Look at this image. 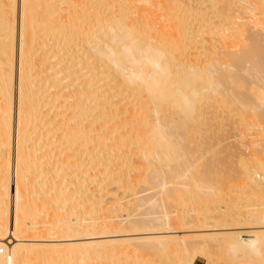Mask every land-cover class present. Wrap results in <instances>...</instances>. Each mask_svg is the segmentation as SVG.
Masks as SVG:
<instances>
[{
  "label": "bare ground",
  "instance_id": "obj_1",
  "mask_svg": "<svg viewBox=\"0 0 264 264\" xmlns=\"http://www.w3.org/2000/svg\"><path fill=\"white\" fill-rule=\"evenodd\" d=\"M244 73L247 74L248 79L255 80L249 79L246 82ZM218 98H225L226 103ZM218 100H220V108ZM228 100L232 101H229L231 104L229 106L232 107L228 106V108H232L235 117H237L236 113H241L239 117L244 113L243 107L250 110L246 111L249 114L254 109L261 108L252 112L250 117L243 114L242 117L249 118L248 120L243 118L245 124L242 117L240 118L243 122L237 117L242 123L241 126L245 125L243 129L247 130L246 126L251 124L250 122L255 121L254 124H257L261 121L260 125L264 123V0H0V250L3 253L6 249L4 254H0V264L60 262V264H115V262L120 264V261H123V264H137L136 257V263L133 262L134 259L127 257L131 253H128L130 247L125 246V249L127 248L125 251H121L118 247L127 241L129 243L132 241L131 244L136 245L137 255L141 251V255L148 254L149 260L143 264H181L184 259L181 253L187 251L193 243L200 242V247H208L212 245L213 238L218 239V237L219 240L214 239V241L220 243L214 242L213 249L215 250L217 246L215 251L218 250V253L224 250L226 254L233 256L231 260L251 263L254 262L253 260L256 262L260 257L264 258V204L254 207L255 200L262 198L263 201L264 196L257 199L261 192L258 196L254 195L248 187L251 192L248 198H246L247 194L244 196L245 200L253 195L254 199L257 197L253 199V209L246 206L244 209L246 212L241 211L248 213L244 216L242 213L243 217L238 214L240 213L237 211L238 205L234 206L235 199L233 206L227 203L226 206L220 207V204L217 205L215 202L219 201L216 196H221L219 192L222 190L217 191L219 194L215 196L211 192L213 189L210 188L212 189L210 191L209 186L206 187L207 179H213L215 177L212 175L217 174L215 171L220 165L217 164L219 158H216V161L211 156L212 159L208 163V160H202L205 156L203 157V153L199 152L202 156H199V159L202 162L197 163L200 160L197 158L199 154H196L199 149H196L197 146L199 147V140H194L196 132L201 137V132L205 133V130H201L203 125H206L205 122H216L215 118L218 119L216 123L224 122L225 119L220 121L224 117L222 115L225 114L227 117L229 111L232 113L231 109L226 107L229 104ZM232 103L243 107L238 109L234 105L236 107L233 108ZM213 104H217L218 108ZM223 104H227L226 108ZM247 104L257 107L251 109L252 105L248 107ZM210 107L214 110H209ZM221 107H223L222 111L226 109L227 113L225 110L222 112ZM215 109L219 110L221 118L216 114L218 110ZM251 117L254 121L250 120ZM207 127L211 128L208 124ZM262 127L263 125L261 131L264 132ZM179 131H182L180 136ZM191 132H194V136H191ZM263 132L260 133L263 135ZM185 135H188V139ZM181 137L183 139L186 137L188 143ZM180 139L182 143H187L186 147L180 143ZM190 139L194 142L192 140L189 142ZM189 143H191L190 147H188ZM192 143L196 147H192L194 146ZM179 144L185 147L184 149L182 146L179 147V151L182 150L183 153L177 150ZM213 144L215 145L214 142L211 145ZM208 145L207 148L212 149L209 150L210 152L205 151L210 154L214 148L210 143ZM254 147L252 148L254 152L249 153L251 160L247 157L246 160L251 163L254 159L252 161L254 167L259 163V166L256 165L259 168L253 173L246 172L249 168L247 170L243 168L246 162L243 163V159H240L243 166L238 169L241 171L242 179H249L250 181H247L257 191L260 182L249 173L254 175L260 172L259 170L264 171V164L261 166L262 162L258 160L260 157L264 158L260 155L264 149L259 148L260 152ZM64 150L73 153L69 155L67 152L63 153ZM255 150L259 152L255 153ZM184 153L185 155H181ZM252 154L259 158H254ZM188 155L191 158H184ZM45 156L49 157V162L51 157H57L56 162H59L57 163L59 165L56 169L42 168L44 163L48 162L47 158L44 160ZM195 157L197 162H194ZM41 159L45 162L43 163ZM169 160L175 161V165H173L174 161L172 162V170ZM203 161L204 166H209L214 174L207 172L208 167L202 166ZM197 164L204 172L200 171ZM224 164L226 165V162ZM214 165H217L216 169L213 168ZM176 166H181L180 170ZM184 166L186 167L182 171ZM167 168L171 171L165 170ZM69 169H72L74 175L68 172ZM189 169L201 173L192 178L193 171H186ZM132 170L134 174H130ZM184 170L186 175H179L178 172V178L186 176L193 181L185 178L187 181L181 179L179 182L183 184L185 181L184 184L190 185L188 183L192 181L193 184L186 188H190L191 195L194 188L204 194L201 196V193L193 191V195L196 194L194 197L200 199L202 197V201L204 196L206 202L208 196L213 194L216 200L213 199L215 204L211 207L218 208L216 211L219 212L215 215L214 210L212 216L210 214L212 218L206 215L207 217L203 216L205 218L199 219L201 216L196 217V215L205 209L198 208L195 209L199 210L193 215L195 217L186 218L187 222L184 221L188 224L190 222V227L191 223L196 222V225H202L200 228L204 225L207 228L211 227L206 228L207 231H215V229L226 231L219 235L195 231L190 239L183 236L173 238L172 242L174 239L180 242L172 246V243H169L172 236L162 235L176 232L173 226L178 225L173 224L171 211L168 212L165 207L166 197L169 198L167 194L173 189L167 182L177 181L176 172L184 173ZM52 171L53 175L50 173ZM189 172H191L190 177L187 175ZM48 173L50 177L47 176ZM30 174L31 176L34 174V177ZM167 175H172V180L170 178L168 181ZM225 176L226 174L223 175L224 178ZM69 177L73 180H68ZM223 177L216 176V181L221 179L216 186L224 181H222ZM237 178L242 182L240 176ZM86 180L87 184L81 188V183ZM176 181L174 184L177 187L174 186L169 195L174 196L177 191L181 192V189H183L181 194L185 193L186 185L182 188V185ZM213 181L209 183L214 184ZM115 182L122 184L123 189L130 190L128 193L130 197L132 195V200L128 197L130 203L129 200L120 203L118 196L114 197L115 189L112 191L105 189L107 184ZM139 182L151 183L155 192L141 197L136 196L138 194L135 192V185ZM172 182L170 185L173 184ZM192 186H194L193 190ZM214 188L218 190L217 187ZM206 192L209 195L206 196ZM108 193H112L109 200L105 198ZM184 193L179 194L178 197L186 195L188 191ZM190 194H187L188 199L191 197L193 199V195L190 197ZM240 196L238 198L241 199ZM229 197L234 196L229 195ZM208 200L209 203H213L212 198ZM245 202L252 203L250 200ZM201 203L199 205L202 208L205 204ZM52 204L56 205L54 206L56 211L50 212L51 219L45 222L51 227L43 228L42 231L52 230L48 234L49 238L50 236L53 238L54 227H57L56 231L54 230V237L57 231L58 233L61 231L60 234L57 233L59 236L66 235V238L74 234L82 235L77 242L58 244L51 243L53 241L47 243L49 241L47 240L45 243L43 241L38 243V240L41 241L40 237L37 241L34 237L27 238L31 234H35L37 238L39 232L37 230L41 227L35 229L34 226L37 224L34 221L38 220V216L42 217V209L47 213L50 208L48 206ZM216 205L219 207L216 208ZM60 206L62 207L59 208ZM58 208L61 210L59 211ZM75 208L79 209L77 214L76 210H72ZM177 210L172 211L176 213ZM69 212L76 215L70 216ZM206 212L205 214L210 213ZM178 214L176 213L175 216ZM134 215L139 217L134 218ZM132 216L134 217L131 219ZM118 217L120 220H117ZM208 217L210 221H207ZM28 218L33 221L29 223ZM179 218L174 221H178ZM247 223L248 225L254 223L257 226L253 227L254 229L240 228L241 230L235 231L234 224ZM72 225L73 227L78 225L80 231L75 230L76 228L72 229ZM130 231H137L139 235L98 239V235L118 236ZM216 232L214 233L217 234ZM122 235L124 237L126 234ZM179 251L183 258L181 257L178 263ZM184 261L187 264H194L190 257L186 259L185 256ZM236 261L235 264L238 263ZM257 261L260 263V260ZM138 264L142 263L138 262Z\"/></svg>",
  "mask_w": 264,
  "mask_h": 264
},
{
  "label": "rangeland",
  "instance_id": "obj_2",
  "mask_svg": "<svg viewBox=\"0 0 264 264\" xmlns=\"http://www.w3.org/2000/svg\"><path fill=\"white\" fill-rule=\"evenodd\" d=\"M45 24H48V23H45ZM249 74H250V73H249ZM249 76H250V75H249ZM243 77H246V79L244 78V80H246V82H248L249 79H250V80H255L254 78H249V79H248L246 73H244V76H243ZM229 97H230V96H229ZM218 99H221V100H222L223 98H218ZM229 99H230V98H229ZM223 100H224L225 102H223ZM223 100H222V102H223V103H226L225 98H224ZM216 101H217V99H216ZM216 101L214 100L215 103H216ZM218 101H219V105H218V107H219V106H221V105H220V100H218ZM229 101L232 102L231 100H228V101H227V103H229L228 105L225 104V105H227V106H226L227 108H228L229 105H231ZM236 102H237V100L234 101V103H236ZM238 102H239V101H238ZM234 103H232L233 106L236 105V104H234ZM217 104H218V102H217ZM217 104H216V105L213 104V105L215 106V108H218V107H217ZM240 104H241V103H240ZM254 104H255V103H254ZM223 105H224V104H223ZM223 105H222V106H223ZM225 105H224L223 107H225ZM237 105H238V104H237ZM237 105H236V106H237ZM251 105H252V106H251ZM214 106H213V107H214ZM236 106H234L233 108H235ZM245 106H246V104H245ZM247 106H248V107L251 106V107H250L251 109L257 107V106L255 107V105H253V104H250V105L247 104ZM253 106H254V107H253ZM223 107H221V109H220L221 111H222V108H223ZM226 107H225V108H226ZM229 107H232V106H229ZM239 107L242 108L243 106H241V105L237 106L238 109H240ZM219 108H220V107H219ZM237 108L235 109L236 111H237ZM228 109H231V112H232V108H228ZM242 109H245V110L243 111V112H244L243 114H245V115L247 114L246 116H249L252 112H255V110H256V111L258 110V108H257V109H254V111H251V113L249 114L248 112H249L250 110L248 111L246 107H243ZM248 109H249V108H248ZM260 109H261V108H259V110H260ZM209 110H211V107L209 108ZM213 110H214V109H212L211 111H213ZM215 110H218V109H215ZM224 110H225V113H227L226 109H224ZM224 110H223V111H224ZM259 110H258V111H259ZM223 111H222V112H223ZM228 111H229V110H228ZM239 111H241V110H239ZM246 111H248V112L246 113ZM214 112H215V111H214ZM237 112H238V111H237ZM14 113H15V112H14ZM219 113H220V112H219V110H218V111L216 112V114H218L219 117H220V114H219ZM234 113H235V111H234ZM228 114H229V115H231V114L233 115V112L230 113V111H229V113H227V115H228ZM240 114H241V113L239 112L238 114L236 113L235 115H237V117H239ZM243 114H242V115H243ZM221 115H222V113H221ZM229 115H228V116H229ZM232 115L229 116V117L227 116L228 119H226L227 117H226L225 114L222 115V116H224V117H223V119H220V121H222V120H224V119H225V120H224V122L222 121L221 123H216L217 120H218L217 118H215V119H216V122H215V121H210L211 123L213 122L212 125H211L210 122H205L206 125H203V126H204V127L206 126V127H205V128H204V127L201 128V130L203 129L202 131L205 130V131H204L205 133L201 132V134H202L201 137H202V138L200 137V134H199V133H198L199 136L197 135V132H196V137H198V138H196V137H195V139L193 138V139L196 140V141L199 140V141H198V142H199V143H198L199 147H198V146H197V147L195 146L196 141H195V144L192 143V144L194 145V146H192V147H196V149L199 148V149H197L198 152H197L195 149L190 148V149H192V151H193V150L196 151V152H197L196 154H199V152H200V154H202V153L204 154V153H205V155L202 154L203 157L205 156L204 158H202V160H203V159H204V161H207V160H208V161H207L208 163H209V161H211L212 158H214L215 160H216V158H217V159L219 158L217 164H218V163L220 164V165H218V168H219L220 170H218V168H217V171H215V173L217 172L216 175L212 172V170L210 171L211 168H209V166H204V165H205V164H204V161H203V163H202V164H203L202 166H204V167H208V168H209V169H208V168H207V169L205 168L206 170H209V171H207V172H211V174H214V175H215V176L212 175V176L215 177V178L212 177L213 179H207V183H206V185H207V184H208V185H207V186L205 185V186H206V187L209 186L208 189L212 188L213 190L210 189V191L212 190L211 192L214 193L215 196H216V194L221 193V194H220L221 196H218V195L216 196V197L219 198V201H216V202L213 201L214 198H215L214 200H216V197L212 196L213 194H212V195H211V194H210V195L207 194V192H206L205 195H206V196L209 195L208 197L210 198V200H211V198H212L213 203H209V200H208L209 198H208V197H206V198H208V199H207V201L205 202V201H204V200H205V198H204L205 196L203 197V201H202V200H201V199H202L201 196H203L204 194L202 195V193L200 192V193H201V196H200V195H199L200 193H199L198 191H196L195 188H194V190H195L196 192L199 193V194L197 193V195H199V196L201 197V199H200V198H196V197H194V196H196V194L193 195V191H194V190H193V187H194L195 185L191 187V189L193 190V191H191V193H192L193 197L195 198V199H194V198L192 199V197H191L192 195H191L190 192H189V189H190V188L187 189L186 187H190V186L193 184V183H192V181H193L192 178H194L195 175L197 176L198 174L201 173L200 171H202V170H201L202 167H201V169H200L199 166H198V164H197L196 166H198V168L200 169V171H199L200 173H197V172H195V171H193V170H190L191 168H190L189 170H186V171H191V172L193 171V173L195 172L194 175H193V173H192V178H190L192 181H191L190 183L187 182V183L190 184V185H186V184H184L185 181H187L189 178L187 179L186 176H185L184 178H181V176H180V179H179L178 176H177V175H178V174H177L178 172H179V175H181V174H182V176L186 175L185 170H184V173H185V174H184V173H180V171H177V172H176V177H175V178H177L178 183L181 184V182H179V180L181 181V179H184V180H185V178L187 179V180H185L184 183L181 184V185H182V188H183L184 185H186V186H184L185 193L188 191V193L190 194L189 196L191 197L190 199H188V197H187V194H188V193H187L186 195H184L185 197H184V196H180V197H178L179 194L182 195V194L184 193V192H183V193L181 194V192H182L183 189L180 188V185H179L178 187L181 189V192H180V191L178 192L177 189L174 190L175 192H176V191L178 192V195H176L177 192H176V193L174 192V193H175L174 196H173V194H172V195H169V194H171L172 190L174 189V186H175L174 181H176V180H173V182L171 181L174 185H173V184L170 185L171 182H167V184H169L168 186H169V187L171 186V188H173V189H171V192L169 191L170 193L167 194V196H168L169 198L166 197V200H167V201L165 200V201H166V206H165V207H166V209H167L168 212L171 211V214H172V215L170 214V215H171L170 217L176 219V218H179V215H181L178 221H174V219H173V220L171 219V220L173 221V224H178V225H174V226H173V228H175V229H173V230H176V232H172V233L169 232V233H164V234H162V235H164V236H170V237L172 236V239L170 238L171 241H170V239H169V241H170L169 243H170V244L172 243V244H171L172 246H174L176 242H177V243L180 242L178 239H176L177 241L174 239L175 242H174V241L172 242L173 238H177V236H183V237H186V238L190 239V237H191L193 234H195L196 232L201 233L202 231H203V232L206 231L207 234L211 232V233H213L214 235H219V233H222V232H225V231H226V230H223V229H215V228H214L215 231L212 230V231H213V232H212L211 230H208V231H209V232H208V231L206 230L207 226H205V225L203 224L204 226H203L202 228H200L202 225L200 224L201 226H198L199 224L196 225V222H194L193 224L191 223V227H190V222H189V224L186 223V222H187L186 218L188 219V218L190 217L189 219H191V217H195V216H193V215H196V214L198 213L197 211H199V210H201V209H205V210H204L205 212L201 210L202 212L199 211L200 214L198 213V214L196 215V217H199V215L201 216L199 219L205 218V217H207V216L211 217L212 214L214 213V210L216 211V210L218 209V208H217V207H219V206H217L218 204H220V207H221V205H222V206L225 205V204L227 205V203H228V204L231 203V205H232V204H233V201H234V199H235V201H234V202H235V203H234V206H235L236 204L238 205V206L236 205L237 208H238L237 211L240 212V213H238V214L241 215L243 212H246V211L244 210V209H246V206L250 207V209H253L252 206L254 205V201H253V199H254V198H253L254 195H257V196H258V194L261 192L262 194L260 193V196H259V197L256 196L257 199L260 198V197H263V196H264V192H263V191H264V183H262L263 180H264V175H263L264 173H263V174L261 173V172L263 171V169H262V171L259 170L260 172L254 174V175H253V174L251 175V173L255 172V169H256V168H259V167H256V165H258L259 163H257V161H256L255 163H257V164H255V167H254V164L252 163V161H254V159L251 161V163H248V162H247V161L251 160V159H249V156L251 157V154H249V153H251V151L254 152L253 149H252L254 146L257 147V148L254 147V149H257V150H259V151H260L261 148L264 149V148H263V146H264V136H263V135H264V134H263V135L261 134V133L263 132V130L261 131V126L263 125V127H264V123L260 125L259 123H260L261 121H259V123L254 124V123H256V122H255V121L252 119V117H251L250 120H252V121H254V122H253V123L250 122L251 124H248V125L246 126V127H247V130H246L245 128H244V129H245V130H244L243 127H245L244 124H245L246 122L244 121L243 118H245V116H243V117H242V115L240 116V117H242V120H243L244 122H243V121L241 120V118L239 117V119L244 123V124L241 126L242 123L238 121L239 119H238L237 117H235L234 115H233V116H232ZM222 116H221V117H222ZM221 117H220V118H221ZM230 117H232V118H230ZM249 117H250V116H249ZM236 118H237V120H236ZM246 118H247V120L249 119L248 117H246ZM246 118H245V120H246ZM253 118H254V117H253ZM258 120H259V119H257V121H258ZM220 121H219V122H220ZM226 121H228V123H227ZM231 121L234 122V123H232ZM238 122H239V123H238ZM248 122H249V121H247V123H248ZM263 122H264V121H263ZM224 123H225L226 125H225ZM236 123H238V124H237L238 126L236 125ZM207 124H208V126L210 125L211 128L207 127ZM214 124H215V125H214ZM216 124H218V125H217L218 127L216 126ZM229 124H230V125H229ZM252 124H253V125H252ZM213 125H214V126H213ZM219 125H220V126H219ZM222 125H224V126H222ZM254 125H255V126H254ZM257 125H260V127L257 126ZM250 126H251V129H250ZM179 127H181V126H179ZM179 127H178V128H179ZM215 127H216V128H215ZM221 127H222V128H221ZM224 127H225V129H224ZM253 127H254V128H253ZM263 127H262V128H263ZM235 128H236V129H235ZM256 128H258L259 131L256 130ZM209 129H211V130H209ZM215 129H216V130H215ZM220 129H221V131H220ZM232 129H233V130H232ZM178 130H179V129H178ZM180 130H182V128H180ZM201 130H200V131H201ZM207 130H208V132H209L208 134H207ZM226 130H227V131H226ZM228 130H229V131H228ZM237 130H239L240 133H239ZM200 131H199V132H200ZM213 131H215V132H213ZM218 131H219V132H218ZM233 131H234V132H233ZM179 132H180V131H179ZM225 132H226V136H225ZM251 132H255V133L258 132V133L255 135V133L253 134V133H251ZM260 132H261V133H260ZM187 133H188V132H187ZM187 133H184V134H187ZM191 133H192V132H191ZM216 133H218V134H216ZM219 133H220V134H219ZM259 133H260V134H259ZM263 133H264V132H263ZM176 134H178V133H176ZM180 134H182V131H181L178 135L180 136ZM188 134H189V133H188ZM193 134H194V132L191 134V136H192ZM205 134H206L207 136L209 135V136H208L209 139L207 138V136L205 137ZM214 134H216V135H214ZM238 134H240V135H239L240 138L238 137ZM252 134L255 135V136L252 137V136H253ZM178 135H177V138H178ZM213 135H214V136H213ZM219 135H220V136H219ZM233 135H234L235 137H234ZM261 135H262V136H261ZM182 136H183V135H182ZM185 136H186V135H185ZM187 136H188V135H187ZM187 136H186V137H187ZM189 136H190V135H189ZM191 136H190V138H191ZM193 136H194V135H193ZM256 136H257V137H256ZM186 137L184 138L185 140H186ZM226 137H227V138H226ZM258 137H259V138H258ZM174 138L177 140L176 137H174ZM181 138L183 139V137H181ZM243 138H244V139H243ZM250 138H251V139H250ZM184 139H183V141H184ZM187 139H188V137H187ZM193 139H190L189 142H191V140L194 142ZM200 139H202V140H200ZM211 139H213L214 141L211 140ZM223 139H226V140H223ZM242 139H243V140H242ZM203 140H206V141H203ZM210 140H211V142H210ZM216 140H217V141H216ZM219 140H220V142H219ZM221 140H222V141H221ZM260 140H261V141H260ZM262 140H263V141H262ZM177 141H178V140H177ZM183 141H181V139H180V143H181L183 146H185V145L188 143V141H187V140L185 141V142H187L186 144H185V143H182ZM200 141H201V142H200ZM207 141H208V142H207ZM254 141H255V142H254ZM212 142H214L215 145H214V144L211 145ZM237 142H238V143H237ZM261 142H262V143H261ZM206 143H207V145H206ZM209 143H210V145L214 148V149H213L214 152H213V150H211L212 153H210V154H209V152H210L209 150L212 149V148H207V147H209V145H208ZM228 143H229V144H228ZM234 143H235V144H234ZM250 143H251V144L254 143V144L251 145ZM190 144H191V143L188 144V147H190ZM200 144H201V145H200ZM258 144H259V146H258ZM179 145H180V144H179ZM182 145L177 146V148H178L177 150H178V151H179V147L181 148ZM221 145H222V146H221ZM227 145H228V146H227ZM250 145L252 146V148H250ZM183 146H182V147H183ZM200 146H201V147H200ZM204 146H205V147H204ZM211 146H210V147H211ZM214 146L218 147L219 149L216 148V147H214ZM237 146H238V147H237ZM260 146H261V147H260ZM185 147H186V146H185ZM185 147H183V149H184ZM220 147H221V148H220ZM242 147H243V148H242ZM206 148H207V149H206ZM225 148H226V149H225ZM229 148H230L231 150H230ZM259 148H260V149H259ZM187 149H188V148H187ZM222 149H223V150H222ZM234 149H235V150H234ZM238 149H239V150H238ZM244 149H245V150H244ZM262 149H261V150H262ZM205 150H208L209 152H208V151H205ZM224 150H225L226 152H224ZM246 150H247V151H246ZM55 151L57 152V150H55ZM55 151H54V152H55ZM64 151H65V152H63V153H66V152H67V154H69V155H71V154L73 153V151H72V153H71V151H67V150H64ZM192 151H191V152H192ZM219 151H221L220 154H219ZM238 151H239V152H238ZM245 151H246V152H245ZM249 151H250V152H249ZM259 151H256V150H255V153H256V152H259ZM262 151H263L262 153H264V150H262ZM179 152H180V153H181V152L183 153L184 151L180 150ZM201 152H202V153H201ZM230 152H231V153H230ZM234 152H235V153H234ZM260 152H261V151H260ZM193 153H195V152H193ZM221 153H222V154H221ZM227 153H228V154H227ZM262 153H260V155L264 157V155H263ZM58 154H59V153H58ZM58 154H56V156H57ZM67 154H66V155H67ZM187 154H188V153H187ZM200 154H199L198 157H197L198 160H200V161L197 162V159H196V157H195L196 161H195V159H194V162H197V163H201V162H202L201 159H199V156L202 157ZM215 154H216V155H215ZM218 154H219V155H218ZM244 154H245V155H244ZM246 154H248V156H247ZM257 154H258V153H257ZM181 155H185V153H184V154H181ZM189 155H191L190 151H189ZM189 155H188V157H184V158H189V157H190ZM192 155H193V154H192ZM221 155H222V156H221ZM224 155H225V156H224ZM228 155H229L230 157H229ZM260 155H259V156H260ZM196 156H197V155H196ZM211 156H212V158H211ZM252 156H253V154H252ZM181 157H183V156H181ZM231 157H233V158H231ZM240 157H241V158H240ZM246 157H247L249 160H246ZM253 157L255 158V157H257V156H255V154H254ZM46 158H47V160H46ZM48 158H49V157L45 156V157H44V160L48 161ZM72 158H73V157H71V159H72ZM190 158H191V157H190ZM192 158H194V157H192ZM207 158H208V159H207ZM251 158H252V157H251ZM257 158H259V157H257ZM56 159H57V157H51V158H50V162L48 161L47 163H46L44 160L41 159V160L43 161V163L45 162V163H44L45 165L43 164L44 166L42 165V166H43L42 168L46 169V168H52V167H53L52 169H56L57 166L59 165V164H57V163H59V162H56ZM223 159H224V160H223ZM229 159H231V160H229ZM240 159H241V160L243 159V163L246 162V163H244V166H245V167H243V168H246V170L249 168V170H247L246 172H251V173H249V175H250V176H254L255 179L257 180V182H260V184H259L260 187H259V188H260L262 191H259V190H260L259 188H257V191H256V188L253 187L252 185H250L249 182L247 181V180H249V179L246 178L247 180H244V179H245L244 177H243L244 179H242V176L240 175V173H241L240 169L242 168L241 166H243V165H242V163H240V161H241ZM52 160H53L54 162H53ZM72 160H73V159H72ZM189 160H190V159H189ZM191 160H192V159H191ZM191 160H190V161H191ZM239 160H240V161H239ZM258 160H261L262 163H261V162H260V163H261V166H263V164H264V163H263V162H264V158L260 157V159H258ZM262 160H263V161H262ZM169 161H170V163H171V165H172V162H173L174 160H172V161L169 160ZM169 161H167V163H168ZM192 161H193V160H192ZM212 161H213V160H212ZM216 161H217V160H216ZM228 161H229V163H228ZM222 162H223V163H222ZM225 162H226V165L224 164ZM231 162H232L233 164H231ZM241 162H242V161H241ZM55 163H56V165H55ZM174 163H175V161L173 162V165H175ZM208 163H207V164H208ZM247 163H248V164H247ZM47 164H48V165H47ZM168 164H169V163H168ZM207 164H206V165H207ZM215 164H216V162H215ZM222 164H223V165H222ZM229 164H230V165H229ZM237 164H238V166H237ZM239 164H241V165H239ZM51 165H52V166H51ZM169 165H170V164H169ZM171 165H170V167H171V170H172V169H173V165H172V166H171ZM194 165H195V164H194ZM200 165H201V164H200ZM259 165H260V164H259ZM259 165H258V166H259ZM182 166H183V165H182ZM216 166H217V165H216ZM216 166L214 165L213 168H215ZM221 166H222L223 169L221 168ZM225 166H226V167H225ZM167 167H168V165H167ZM170 167H168V168L170 169ZM174 167H175V166H174ZM176 167H177V166H176ZM179 167H181V166H178V167H177L178 170H180ZM185 167H186V166H184V168H182L181 170L183 171V169H185ZM211 167H212V166H211ZM231 167H232V168H231ZM235 167H236V168H235ZM238 167H239V168L241 167V168L238 169ZM251 167H252V168H251ZM263 167H264V166H263ZM96 168H97V167H96ZM96 168H94V170H95ZM168 168L165 169V170H167L168 172L171 171V170H169ZM196 168H197V167H196ZM213 168H212V169H213ZM230 168H231V169H230ZM174 169H175V168H174ZM177 169H176V170H177ZM187 169H188V168H187ZM194 169H195V168H194ZM215 169H216V168H215ZM221 169H222V170H221ZM229 169H230V170H229ZM234 169H235V170H234ZM71 170H72V169H69V170H68V172H69L70 174H71V172H72ZM203 170H204V168H203ZM256 170H257V169H256ZM59 171L62 172L61 170H59ZM173 171H175V170H173ZM182 171H181V172H182ZM213 171H214V169H213ZM218 171H219V173L221 172L222 175H221V173L219 174ZM243 171H244V170H242V172H243ZM191 172H189V173L187 174L189 177H190V175H191ZM202 172H204V171H202ZM205 172H206V171H205ZM207 172H206V173H207ZM263 172H264V171H263ZM50 173H51V175H53V171L50 172ZM50 173H48L47 176L49 175V177H50V176H51ZM58 173H59V172H58ZM165 173H166V171H165ZM196 173H197V174H196ZM231 173L234 174V175H232ZM236 173H237V174H236ZM60 174H61V173H60ZM72 174H73V172H72ZM72 174H71V175H72ZM130 174H134V171L132 170V171L130 172ZM167 174H169V173H167ZM225 174H226V176H225V178H224L223 175H225ZM229 174H231V175H229ZM242 174H243V173H242ZM257 174H258V175H257ZM73 175H74V174H73ZM208 175H209V174H208ZM243 175L245 176L246 174L244 173ZM261 175H262V176H261ZM30 176H31V174H30ZM32 176L34 177V174H33ZM32 176H31V177H32ZM171 176H172V175H171ZM171 176H168V175L166 176V177H168V179H169L168 181H170ZM216 176H217V178H222V177H223L222 181H223V180H224V181L226 180V181H225V182L223 181V182H221L220 184L218 183L219 185L217 184V186H216V183L221 181V179H219V181H216V180H217ZM219 176H222V177H219ZM233 176H235V177L232 178ZM239 176H240L242 182L237 180V179H239V178H237V177H239ZM259 176H260V177H259ZM228 177H229V178H228ZM246 177H247V176H246ZM261 177L263 178V180H261ZM29 178H30V177H29ZM173 178H174V176H173ZM209 178H211V177L209 176ZM57 179H58V177H57ZM57 179L55 178V180H57ZM71 179H72V178L69 177L68 180H71ZM166 179H167V178H166ZM190 179H189V180H190ZM72 180H73V179H72ZM171 180H172V178H171ZM212 180H214V181H213L214 184H210V183H209V181L211 182ZM230 180H231V183H230ZM234 180H236L237 183H236V181H234ZM57 181H58V180H57ZM177 181H176V182H177ZM182 181H183V180H182ZM215 181H216V182H215ZM233 181H234V182H233ZM249 181H250V180H249ZM226 182H227V185H226ZM228 182H229V183H228ZM232 182H233V183H232ZM255 182H256V181H255ZM178 183H177V185H178ZM191 183H192V184H191ZM199 183H200V182H199ZM223 183H225V184H223ZM244 183H245V184H244ZM261 183H262V184H261ZM81 184H82L81 188H83V187L85 186V184H87V180L84 181V183H81ZM120 184H121V183H120ZM150 184H151V183H150ZM150 184H148L147 182H139V183H137V184L135 185V187H136V188H135V192H136V194H138V195H136V196H140V197H141V196H144V195H149L151 192H152V193L155 192V190H153V188H152V185H150ZM167 184H166V187H168ZM222 184H223V186H222ZM229 184H230V185H229ZM251 184H252V183H251ZM257 184H258V183H257ZM214 186L217 187L218 190H216V188H214ZM246 186H247V188H246ZM251 186H252V187H251ZM34 187H35V186H34ZM150 187H151V188H150ZM169 187H168V188H169ZM176 187H177V186H175V188H176ZM222 187H223V188H222ZM248 187L251 188V191H252V193L254 194V195L251 194V195H253V196H250V198L247 199L248 201H249V200L252 201V203H251V202H248V203L245 202V201H247V200H245V197H244V196H246V194H247V197H246V198H248V194L251 192L250 189H249ZM36 188H37V187H36ZM123 188H124V187L122 186V184L119 185V183H117V182L107 184V187H105V189H106L107 191H112L113 189H115V191H113V192H115V196H114V195H113V196H114V197H117V196H118L117 198H118V200L120 201V203H121V202H128V200H129L128 197L132 200V195H131V197H130V195H128V193L130 192V190L128 191V189H123ZM168 188H167V189H168ZM156 189H157V188H156ZM169 189H170V188H169ZM220 189H221L222 191H221ZM252 189H253V190H252ZM137 190H138V191H137ZM178 190H179V189H178ZM247 190H249V191H247ZM217 191H218V192L221 191V192L218 193ZM246 191H247L248 193H247ZM255 191H256V192H255ZM258 191H259V192H258ZM215 192H216V193H215ZM240 192H241V194H239ZM242 192H244V193L246 192L245 195H244V193L242 194ZM185 193H184V194H185ZM234 193H235V194H234ZM238 194H239V196L241 195V196H240L241 199L238 198V197H239ZM111 195H112V193H111V194L108 193V194L105 195V198H106L107 200H109V197L111 198ZM127 195H128V196H127ZM229 195H230V196L232 195V196H234V197H229ZM236 195H237V196H236ZM113 196H112V197H113ZM176 196H177V197H176ZM210 196H211V197H210ZM222 196H223L224 198H223ZM235 196H236L237 198H235ZM242 196H243V197H242ZM125 197H126V198H125ZM183 197H184V198H183ZM251 197H252V198H251ZM256 197H255V199H256ZM117 198H115V199H117ZM221 198H223V200H222ZM227 198H228V199H227ZM242 198H243L244 200H243ZM263 198H264V197H263ZM41 199H42V198H41ZM176 199H177V201H176ZM178 199H180V201H178ZM191 199H192L193 201H192ZM199 199H200V201H199L200 203H201V201H202L201 204H205V206L202 205V208H201V205H199L200 203L197 202ZM220 199H221V200H220ZM229 199H230L231 201H230ZM251 199H252V200H251ZM255 199H254V200H255ZM78 200H79V199H78ZM107 200H106V201H107ZM121 200H122V201H121ZM126 200H127V201H126ZM194 200H195L196 202H195ZM241 200H242V201H241ZM133 201H134V200H133ZM133 201H132V202H133ZM188 201H190V202H188ZM212 201H211V202H212ZM224 201H225V203L222 204L221 202H224ZM238 201H239V202H238ZM240 201H241V203H240ZM255 201H256V202H255L256 206H254V207H257V206L260 205V204H264V200L262 201V198H261V200L258 199V201H257V200H255ZM132 202H131V203H132ZM191 202H192V203H191ZM194 202H195V203H194ZM203 202H205V203H203ZM214 202L217 203V205L215 206L217 209L212 208V207H214V205H212V204H215ZM237 202H238V203H237ZM244 202H245L246 204H249L250 206H249V205H246ZM257 202H261V203H257ZM72 203H73V201H72ZM129 203H130V200H129ZM177 203H178V205H177ZM193 203H194V204H193ZM168 204H169V205H168ZM206 204H208V207H206ZM239 204H241V205L239 206ZM242 204H243V205H242ZM128 205H130V204H128ZM179 205H180V206H179ZM195 205H196V206H195ZM198 205H199V206H198ZM209 205H210V206H209ZM226 205H225V206H226ZM244 205H245V206H244ZM54 206H56V205H54ZM54 206H53V204L50 205V206H48V208H49V207L51 208V209H50V208H49V209L47 208V209H48V210H47V213H48V214H47L46 212H44L45 209H42V213H41V212H40V213H41V216H42V217L44 216V217H43V218L40 217V216L37 217L38 220H37V219H36V220L39 221V223H38L37 221H34V223L37 224L36 226H34V228H35V227H39V228L41 227L40 230H37V231H39L38 233H39L40 235H38V233H37V238H36V237H35V236H36L35 234H34V235L31 234L32 236L28 234V235L31 236V237L27 236V238H31V239H32V237H34V239L37 241L38 238L40 237V238H41V241L38 240V241H37L38 243H41L42 241L45 243V242H47V240H49L47 243H50L51 241H53V242H51V243H54V242H55V243H58V244H68V243L70 244V243L77 242V241H78L77 239H79V237L82 238V235H81V236H80V235L77 236L76 234H74V236L72 235V236H70L69 238H68V237L66 238V235L64 236V234H61V235H63V236L65 237V238H64V237L58 235V234L61 233V231H60L59 233H58V231H57V232H55V237H54V230L56 231V228H57V227H54L53 232H52V234H53V238H52V236H50L51 238H49V235H48V234L51 233L52 230H51V231H46V232H45V231H42L43 228H47V227H48V225H47L46 223L49 222L48 220L51 219L50 212H54V211H56V209L54 208ZM211 206H212V207H211ZM232 206H233V205H232ZM232 206H231V207H232ZM236 206H235V207H236ZM242 206H243V207H242ZM52 207H53V208H52ZM61 207H62V206H60L59 208H61ZM65 207H66V206H65ZM77 207H78L79 209L81 208V206H80V207L77 206ZM167 207H168L169 209H168ZM204 207H205V208H204ZM209 207L211 208L212 211L209 210V209H210ZM244 207H245V208H244ZM59 208H58V209H59ZM178 208H179V209L181 208V209H180V210H177ZM193 208H194V209H193ZM198 208H200V209L196 211L195 209H198ZM206 208H208V209L206 210ZM237 208H235V209H237ZM52 209H53V210H52ZM68 209L70 210L69 207H68ZM79 209H78V210H79ZM49 210H52V211H49ZM60 210H61V209H59V211H60ZM72 210H76V208H75V209H72ZM78 210H76L75 213H76V212L78 213V212H79ZM172 210H174V211L177 210L176 213H177V214L179 213L178 215H176L177 217L175 216L176 213H174ZM239 210H240V211H239ZM248 210H249V208H248ZM248 210H247V211H248ZM45 211H46V210H45ZM206 211H208V212L211 211L212 213L210 212V213H208V214H205V213H207ZM234 211H235V210H234ZM234 211H233V212H234ZM241 211H243V212H241ZM71 212H72V211H71ZM71 212H69V215H70V216H73V215H76V214H77V213H76V214L74 213V214L72 215ZM73 212H74V211H73ZM120 212H121V211H120ZM120 212H119V213H120ZM123 212H124V211H123ZM172 212H173V213H172ZM180 212H181V213H180ZM193 212H194L195 214H194ZM196 212H197V213H196ZM203 212H204V213H203ZM235 212H236V211H235ZM248 212H249V211H248ZM40 213H39V214H40ZM44 213H46V216L44 215ZM124 213H125V212H124ZM182 213H183V214H182ZM185 213H186V214H185ZM191 213H193V214H191ZM202 213H203V214H202ZM217 213H219V212L216 211L214 214L216 215ZM173 214H174V215H173ZM184 214H185V215H184ZM210 214H211V216H210ZM236 214H237V212H236ZM244 214H245V213H243L242 215L244 216ZM247 214H248V213H247ZM247 214H245V215H247ZM190 215H192V216H190ZM206 215H207V216H206ZM242 215H241V217H243ZM47 216H48V217H47ZM134 216H135V217H134ZM134 216H132L131 219H132L133 217H134V218H138V217H139L138 215H134ZM137 216H138V217H137ZM182 216H183V217H182ZM203 216H205V217H203ZM213 216H214V215H213ZM73 217H74V216H73ZM140 217H141V216H140ZM181 217H182L183 220L181 219ZM209 217H208V218H209ZM253 217H254V216H253ZM47 218H48V219H47ZM49 218H50V219H49ZM211 218H212V217H211ZM118 219H119V217L117 218V220H118ZM44 220H45V221H44ZM115 220H116V219H115ZM117 220H116V221H117ZM119 220H120V219H119ZM176 220H177V219H176ZM184 220H186V222H185ZM210 220H211L210 218H209V220L207 219V221H210ZM29 221H33V220H32L31 218H30V220H29V218H28V222H29ZM41 221H42V222H41ZM43 221H44V222H43ZM46 221H47V222H46ZM188 221H190V220H188ZM36 222H37V223H36ZM45 222H46V223H45ZM135 222H138V221L135 220ZM177 222H178V223H177ZM29 223H31V222H29ZM78 223H79V222H78ZM45 224H46V225H45ZM76 224H77V223H76ZM182 224H183V225H182ZM184 224H185L186 227H184ZM250 224H252V223H249V225H248V223L245 224V225L243 224L244 226L241 225V224H238L240 227H239L238 225H235V224H234L233 226L235 227V231H236L237 229H238V230H241V229H254L253 227H256V226H257V225L254 224V223H253L252 225H250ZM41 225H42V226H41ZM49 225H50V224H49ZM73 225H75V222H74ZM73 225H72V229L76 228L75 230H78V229L80 228V227L78 226L79 224L77 225L79 228H78L77 226H76V227H73ZM187 225H188V226H187ZM29 226H30V225H29ZM192 226H194V227H192ZM195 226H197V227H199V228H196ZM230 226H231V225H230ZM230 226H229V227H230ZM233 226H232V227H233ZM50 227H51V225H50ZM50 227H48V228H50ZM181 227H182V228H181ZM236 227H237V228H236ZM238 227H239V228H238ZM62 228H63V227H62ZM192 228H194V229H192ZM209 228H211V227H209ZM209 228H207V229H209ZM212 228H213V227H212ZM216 228H218V227H216ZM240 228H241V229H240ZM35 229H38V228H35ZM187 229H188V230H187ZM203 229H205V230H203ZM233 229H234V228H233ZM44 230H45V229H44ZM58 230H59V226H58ZM60 230H61V229H60ZM216 230H218V231H219V230H223V231H221V232H216ZM231 230H232V229H231ZM231 230H230V231H231ZM79 231H80V229H79ZM195 231H196V232H195ZM199 231H201V232H199ZM232 231H233V230H232ZM47 232H48V233H47ZM203 232H202V233H203ZM214 232H216L217 234H215ZM42 233H43V235H42ZM45 233H47V234H45ZM57 233H58V234H57ZM121 233H122V232H121ZM121 233H120V234H121ZM133 233H135V234H133ZM204 233H205V232H204ZM211 233H210V235H213V234H211ZM52 234H51V235H52ZM122 234H126V235H124V237H123ZM122 234H121L122 236H121V235H118L119 237H118V236H113V235H110V236H109V235H107V236L98 235V239H103V240H104V238H105V239H111L112 237H113V238H114V237H115V238H116V237H117V238H121V237H122V238H125V236H126V237H130V236H131V237H132V236H136V237H137V235H139V233H138L137 231H130V232H128V233H127V232H124V233H122ZM127 234H128V235L130 234V235L127 236ZM136 234H137V235H136ZM46 235H47V236H46ZM56 235L59 236V237H57ZM173 235H174V236H173ZM187 235H188V236H187ZM41 236H42V237H41ZM43 236H44V238H43ZM76 236H77V237H76ZM96 236H97V235H95V237H96ZM193 236H194V235H193ZM72 237H73V238H72ZM92 237L95 238L94 236H92ZM101 237H102V238H101ZM217 237H218V236H217ZM71 238H72V241H71ZM93 238H92V239H93ZM95 239H97V237H96ZM214 239L219 240V237H218V239H217V238H213L212 245H209V246H208V247L210 248V250H208L209 248H208L207 246H206V247H204V246H201V247H200V246H199V245H200V244H199L200 242H197L198 244H197V243H193V246L191 245V247H189V248L187 249L188 252L185 251L184 253H183V252L181 253V252L179 251V254H178V255H179V256H178V257H179L178 263H179L180 260H181L180 258L182 257V256H181V254H182L183 257H184V259H182L183 262H182L181 264H183V263H186V264H187V262L184 261V260H185V256H186V259H188V258L190 257V260H191L194 264H220V263H221V264H225V262H226V264H230V262H232L231 264H235L234 262H235L236 260H231V259L233 258V256H230V254H228V253L226 254V253L224 252V250L221 251L222 253L219 252V253H220V254H219V253H218V250L215 251V250L217 249V246H216V249H215V250L213 249V247L215 246V243H214V242H216V244L220 243V241H218V243H217V241H216V240L214 241ZM37 242H35V243H37ZM65 242H66V243H65ZM210 242H211V240L209 241V244H210ZM131 243H133V242L131 241V242L129 243V241H127L126 243L124 242V243L122 244V246L120 245V246H118V247H120L119 249H120L121 251H125L128 247H130L129 250H128V253H130V252H131V253L128 254V255L126 254V255H127V257H131L132 260L134 259L133 262H135V257H136V262H137V264H138V262H139V263H142V264H143L144 262L146 263V261L148 262V260H149V258H148V254H146V253L143 252L144 254L141 255V254H140V253H142V251H141V252L139 253L140 256L137 255L136 253H138V250H137L138 248H136V245L134 246V244H131ZM173 243H174V244H173ZM195 244H196V245H195ZM213 244H214V246H213ZM123 245H124V246H123ZM197 245H198L199 248H197ZM125 246L127 247L126 249H125ZM195 246H196L197 249L195 248ZM211 246H212V248H211ZM118 247H117V248H118ZM121 248H122V249H121ZM194 248H195V249H194ZM202 248H204V249H202ZM135 249H136V252H135ZM212 249H213L214 251H213ZM221 249H222V248H221ZM133 250H134V251H133ZM179 250H180V249H179ZM193 250H195V252H194ZM207 250H208V251H207ZM139 251H140V250H139ZM191 251H192V252H191ZM210 251H211V252H210ZM219 251H220V249H219ZM5 252H6V249H4V252H3V253H2L1 250H0V254H4ZM202 252H203V253H202ZM212 252H213V253H212ZM180 253H181V254H180ZM185 253H186V254H185ZM191 253H192L193 255H192ZM209 253H210V254H209ZM215 253H216V254H215ZM131 254H132V255H131ZM145 254H146V255H145ZM184 254H185V255H184ZM218 254L220 255L219 258H218V256H219ZM222 254H223V255H222ZM129 255H131V256H129ZM188 255H189V256H188ZM191 255H192L193 258L191 257ZM221 255H222L223 257H221ZM121 256H122V255H121ZM132 256H133L134 258H133ZM142 256H143V257H142ZM139 257H140V258H139ZM183 257H182V258H183ZM187 257H188V258H187ZM231 257H232V258H231ZM263 257H264V256H263ZM137 258H139L140 260L138 259V261H137ZM144 258H145V259H144ZM215 258H216V259H215ZM220 258H221V259H220ZM230 258H231V259H230ZM128 259H130V258H127V260H128ZM142 259H143L144 261H142ZM261 259H263V260H261ZM132 260L130 259V260H128V261H129V262H130V261L132 262ZM220 260H222V262H221ZM226 260H227L228 262H227ZM257 260H260V261H259L260 263H258ZM212 261H213V263H212ZM253 261H254V262H251V263H250L249 261H248V262H245V261H242V260H237L236 263L238 262L237 264H239V262H240V264H241V263H242V264H246V263H247V264H253V263L255 264V263L257 262V264H264V258H261V257H260V259H256V262H255V260H253ZM72 262H73V261H72ZM72 262H71V263H72ZM120 262H121L120 264H123V261H120ZM136 262H135V263H136ZM209 262H210V263H209ZM60 263H61V262H60ZM60 263H57V264H60ZM110 263H111V262H110ZM118 263H119V262H118ZM62 264H65V263H62ZM72 264H73V263H72ZM108 264H109V263H108ZM113 264H114V263H113ZM115 264H117V263L115 262ZM179 264H180V263H179Z\"/></svg>",
  "mask_w": 264,
  "mask_h": 264
}]
</instances>
